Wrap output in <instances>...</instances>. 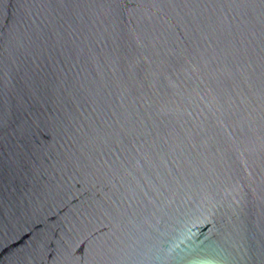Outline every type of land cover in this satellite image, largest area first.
<instances>
[{"label":"water","instance_id":"water-1","mask_svg":"<svg viewBox=\"0 0 264 264\" xmlns=\"http://www.w3.org/2000/svg\"><path fill=\"white\" fill-rule=\"evenodd\" d=\"M0 264H264V0H0Z\"/></svg>","mask_w":264,"mask_h":264}]
</instances>
